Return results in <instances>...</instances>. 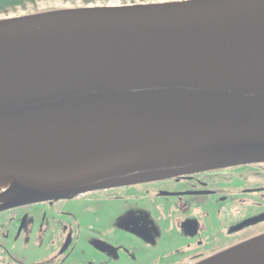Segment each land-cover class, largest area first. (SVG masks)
Wrapping results in <instances>:
<instances>
[{
    "label": "water",
    "instance_id": "water-1",
    "mask_svg": "<svg viewBox=\"0 0 264 264\" xmlns=\"http://www.w3.org/2000/svg\"><path fill=\"white\" fill-rule=\"evenodd\" d=\"M111 5L0 19V212L264 162V0Z\"/></svg>",
    "mask_w": 264,
    "mask_h": 264
},
{
    "label": "flooded vegetation",
    "instance_id": "flooded-vegetation-1",
    "mask_svg": "<svg viewBox=\"0 0 264 264\" xmlns=\"http://www.w3.org/2000/svg\"><path fill=\"white\" fill-rule=\"evenodd\" d=\"M235 182L241 185L235 187ZM90 193H99L97 199L146 200L154 206L151 219L156 218L170 239L175 227L185 236L186 241L183 238L184 244L180 245L183 247L165 253L166 257L175 252L179 256L144 264H194L264 233V162ZM60 201L0 212V264H28L15 255L14 249L20 243H27L33 251L46 246L48 253H53L52 264L80 263L77 247L81 233L71 221L53 215L34 223L31 217L33 206L44 204L55 210ZM194 210L201 219L190 216ZM66 215L77 222L71 212ZM182 251L185 255L180 254Z\"/></svg>",
    "mask_w": 264,
    "mask_h": 264
},
{
    "label": "rangeland",
    "instance_id": "rangeland-1",
    "mask_svg": "<svg viewBox=\"0 0 264 264\" xmlns=\"http://www.w3.org/2000/svg\"><path fill=\"white\" fill-rule=\"evenodd\" d=\"M158 1L164 0H156ZM123 3H128V0H105L96 4ZM82 4L81 0H37L24 9L18 8L7 13L0 12V19L46 10L78 7ZM234 185L236 187L241 184L235 182ZM98 195L99 193L96 195L87 193L73 199L62 200L54 207L55 210L44 204H38L30 209L31 217L35 219L34 223L51 218L53 215L67 222L71 221V225L77 228L78 233H81L77 247V253L81 259L79 264H144L147 261H162L165 258L171 259L179 256L178 252H175L176 255L170 254L167 257L165 253L168 249L175 250L183 247L180 245L184 244V240L186 241L185 236L181 235L179 229L175 227L172 231L173 238L170 239V234L165 232L166 230L156 218L151 219L154 206L150 202L137 199L126 201L121 198L97 199ZM70 212L74 214L77 222L66 215ZM190 213L191 217L201 219L197 211ZM199 224L203 225L200 222ZM173 241H176L174 245H172ZM14 250L15 255L24 258L23 260L26 259L28 264L55 263L53 253H48L46 246L41 245L33 251L27 243H20ZM40 250L44 251L40 252ZM169 250L168 253H170ZM180 254L185 255L184 251Z\"/></svg>",
    "mask_w": 264,
    "mask_h": 264
},
{
    "label": "trees",
    "instance_id": "trees-1",
    "mask_svg": "<svg viewBox=\"0 0 264 264\" xmlns=\"http://www.w3.org/2000/svg\"><path fill=\"white\" fill-rule=\"evenodd\" d=\"M37 0H0V12L7 13L9 11H15L18 8H26L29 4L36 2ZM84 4H94L99 1L105 0H81Z\"/></svg>",
    "mask_w": 264,
    "mask_h": 264
},
{
    "label": "snow or ice",
    "instance_id": "snow-or-ice-1",
    "mask_svg": "<svg viewBox=\"0 0 264 264\" xmlns=\"http://www.w3.org/2000/svg\"><path fill=\"white\" fill-rule=\"evenodd\" d=\"M153 2H156V0H135V3L133 4V0H128V3L127 5H123V4H117V5H111L113 7H128V8H132V7H135L136 5H146V4H149V3H153ZM93 7H95L93 5Z\"/></svg>",
    "mask_w": 264,
    "mask_h": 264
},
{
    "label": "bare ground",
    "instance_id": "bare-ground-1",
    "mask_svg": "<svg viewBox=\"0 0 264 264\" xmlns=\"http://www.w3.org/2000/svg\"><path fill=\"white\" fill-rule=\"evenodd\" d=\"M13 180H4L0 182V195H4L13 185Z\"/></svg>",
    "mask_w": 264,
    "mask_h": 264
}]
</instances>
